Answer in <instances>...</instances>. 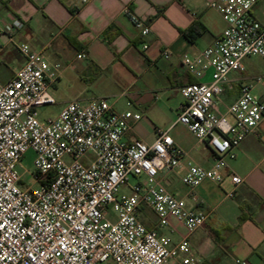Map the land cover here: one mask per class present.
I'll list each match as a JSON object with an SVG mask.
<instances>
[{"label":"built area","instance_id":"1","mask_svg":"<svg viewBox=\"0 0 264 264\" xmlns=\"http://www.w3.org/2000/svg\"><path fill=\"white\" fill-rule=\"evenodd\" d=\"M210 7L226 27L212 46L183 58L197 82L180 89L184 102L176 121L211 151L209 169L187 161L168 131H159L151 145L127 141L142 114L117 112L105 99L73 101L57 117L42 120L37 110L56 104L51 89L61 65L19 46L25 64L13 80L0 84V264H201L188 237L173 243L145 224L148 213L158 228L175 220L189 234L206 223L207 213L189 208L162 176L174 174L192 192L206 181L222 184L234 150L264 120V75L242 82L238 98L225 114L220 111L231 75L245 70L243 61L264 60L259 16L264 17V0H218ZM125 15L144 39L149 37L151 28L142 19L128 8ZM23 27L14 18L7 29L0 27V38L13 39ZM30 151L35 171L26 172L32 184L25 186L20 169ZM228 176L235 188L244 182ZM122 188L128 194L120 195Z\"/></svg>","mask_w":264,"mask_h":264},{"label":"crops","instance_id":"2","mask_svg":"<svg viewBox=\"0 0 264 264\" xmlns=\"http://www.w3.org/2000/svg\"><path fill=\"white\" fill-rule=\"evenodd\" d=\"M217 1L0 0L1 28L7 29L14 18L24 23L13 39L0 38V84L13 80L24 66L19 46L28 45L49 63L61 65L51 89L56 104L64 108L73 101L105 99L117 112H139L142 119L127 133V141L151 145L159 131H168L187 161L209 169L214 163L211 151L176 121L184 102L180 89L197 82L183 66V58L200 54L225 30L222 16L210 7ZM127 8L151 28L148 38L131 24ZM196 25V31L185 34ZM165 52L170 53L169 59L164 58ZM81 54L85 58L78 59ZM239 74L244 73L231 75L232 84L222 97V114L245 82ZM234 152L236 158L227 162L220 185L206 181L192 192L174 174L162 176L167 188L189 208L207 213L204 227L189 234L175 220L167 228H158L156 218L145 221L173 243L188 237L201 264H264V120ZM231 173L243 184L235 188Z\"/></svg>","mask_w":264,"mask_h":264},{"label":"rangeland","instance_id":"3","mask_svg":"<svg viewBox=\"0 0 264 264\" xmlns=\"http://www.w3.org/2000/svg\"><path fill=\"white\" fill-rule=\"evenodd\" d=\"M243 65L245 67V70L243 72L244 74L243 75L239 74V75H241L242 78L248 83H251L254 77L259 76V75H264V60L261 57L253 56V57L246 58L243 61ZM258 91L259 90H257L256 93L259 94ZM62 109H63V105L58 103L53 106L39 108L37 112H38L39 117L42 120H46L49 118L57 117ZM222 111L226 112L225 109H223ZM34 159H35V154L32 151H30L27 153V155L25 156L23 160V163H22L23 169H20V171L26 179L25 186H29L32 184L31 178L26 174V172L32 173L35 171ZM130 183L135 184L136 180L131 179ZM121 194H128V191L125 188H122L120 195ZM147 218L148 219L146 220L149 221L151 219L152 220L155 219V216L152 213H150L147 215ZM111 219L113 220L114 217H111Z\"/></svg>","mask_w":264,"mask_h":264},{"label":"trees","instance_id":"4","mask_svg":"<svg viewBox=\"0 0 264 264\" xmlns=\"http://www.w3.org/2000/svg\"><path fill=\"white\" fill-rule=\"evenodd\" d=\"M198 25H196V26H194L192 29H191V31H188V32H186L185 34L187 35L188 33H190V32H193V31H196V29H198ZM245 220V217L244 216H242L241 217V221H244Z\"/></svg>","mask_w":264,"mask_h":264}]
</instances>
